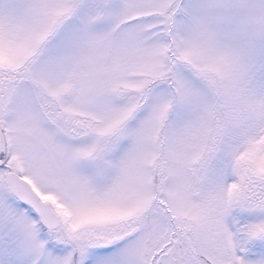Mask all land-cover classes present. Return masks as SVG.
<instances>
[{
  "label": "rangeland",
  "instance_id": "1",
  "mask_svg": "<svg viewBox=\"0 0 264 264\" xmlns=\"http://www.w3.org/2000/svg\"><path fill=\"white\" fill-rule=\"evenodd\" d=\"M0 64L85 118L51 146L28 105L29 130L5 132L9 165L64 215L114 225L159 203L191 222L264 173V0H0Z\"/></svg>",
  "mask_w": 264,
  "mask_h": 264
},
{
  "label": "snow or ice",
  "instance_id": "2",
  "mask_svg": "<svg viewBox=\"0 0 264 264\" xmlns=\"http://www.w3.org/2000/svg\"><path fill=\"white\" fill-rule=\"evenodd\" d=\"M0 153V264H264V173L239 179L194 221L156 203L132 222L92 225L57 211ZM41 187V191H45Z\"/></svg>",
  "mask_w": 264,
  "mask_h": 264
},
{
  "label": "flooded vegetation",
  "instance_id": "3",
  "mask_svg": "<svg viewBox=\"0 0 264 264\" xmlns=\"http://www.w3.org/2000/svg\"><path fill=\"white\" fill-rule=\"evenodd\" d=\"M31 77L32 75L28 69L4 67L0 64V153L2 154H8L7 143L4 140L5 132L15 131L22 135V133H26L29 130V127H26V124L22 121L23 112L28 110V105L31 106L29 108L35 114L36 123L31 135L34 138L41 136L40 140L49 141L51 146L55 144L54 139L56 137L60 141L67 136L76 135L84 130L85 118L81 113L72 115L70 109L65 104H61L62 106L60 107L65 110V113L62 114L63 110L61 111L60 108L56 109L55 106L47 102H40L37 99L36 95L37 92L40 93V88L35 85L37 80L33 77L34 89L32 94L26 92V89L20 88L22 85H19L21 83L25 85ZM13 113H15V116H10ZM3 117L6 119L5 121L2 120ZM2 124L5 125L3 126ZM51 150H53L52 147ZM41 199L49 202L46 196L41 197Z\"/></svg>",
  "mask_w": 264,
  "mask_h": 264
},
{
  "label": "water",
  "instance_id": "4",
  "mask_svg": "<svg viewBox=\"0 0 264 264\" xmlns=\"http://www.w3.org/2000/svg\"><path fill=\"white\" fill-rule=\"evenodd\" d=\"M18 179H19L20 181H22L23 183L27 184V182H26L25 180H23L22 178H20L19 176H18Z\"/></svg>",
  "mask_w": 264,
  "mask_h": 264
}]
</instances>
